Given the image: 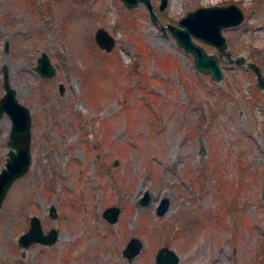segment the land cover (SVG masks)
<instances>
[{"label":"rangeland","instance_id":"374dc122","mask_svg":"<svg viewBox=\"0 0 264 264\" xmlns=\"http://www.w3.org/2000/svg\"><path fill=\"white\" fill-rule=\"evenodd\" d=\"M171 1L149 0V13L118 0H0V96L4 70L28 109L31 157L0 200V264H154L161 246L177 264H264V92L223 57L220 82L198 73L166 29L196 6L233 4L242 19L221 30L225 50L264 77V0ZM97 28L113 38L105 53ZM40 53L48 78L33 67ZM8 128L1 115L0 168ZM144 190L147 207H135ZM160 198L167 209L153 216ZM31 215L40 232L54 228L52 244H16ZM131 236L141 246L127 261Z\"/></svg>","mask_w":264,"mask_h":264},{"label":"water","instance_id":"95a60500","mask_svg":"<svg viewBox=\"0 0 264 264\" xmlns=\"http://www.w3.org/2000/svg\"><path fill=\"white\" fill-rule=\"evenodd\" d=\"M121 2L123 8H134L138 3H141L145 9L150 13L149 0H118ZM159 7H164V0H160ZM241 10L233 4L227 5H209L196 6V8L186 11L183 16H180L175 25H167L176 46L191 55L193 69L198 73L208 75V79L213 82H220L222 72L219 68L220 57H223L225 64H234V66L242 65L252 72L255 77V87L261 92H264V77L261 76L260 70L253 63H249L242 57H229L228 51L225 50L224 37L221 36V30L224 28L238 25L242 19ZM201 41L207 46H210L216 51V54H209L204 52L202 48L193 40ZM93 43H96L98 48L103 52L110 50L114 44L113 38L102 28L94 30ZM34 70L38 77L48 78L54 74L53 66L44 54H39L35 64ZM4 70H2V91L0 96V116H6L9 120L8 135L5 142L6 153L2 160L3 166L0 168V200L4 196L5 190L8 189L14 179L21 177L30 165L29 147V129L30 119L28 118V109L14 99V93L4 79ZM60 90V87H59ZM115 163V162H114ZM148 191L144 190L137 199L135 207H147L149 202ZM264 196V192H262ZM167 199L160 198L154 205L153 216H160L164 214L167 209ZM47 214L50 219L55 217L53 207L47 209ZM118 214V208L108 206L101 212V219L108 223H114L115 216ZM35 215H31L27 220L28 227L17 238L16 244L20 248L25 247L29 243H38L41 245L52 244L56 238V231L54 228L47 230L46 233L40 232L39 222ZM141 244L137 238L129 237L125 246L122 247L121 256L123 259L130 261L139 252ZM175 254L164 246L159 247L154 256V264H177Z\"/></svg>","mask_w":264,"mask_h":264},{"label":"trees","instance_id":"16d2710c","mask_svg":"<svg viewBox=\"0 0 264 264\" xmlns=\"http://www.w3.org/2000/svg\"><path fill=\"white\" fill-rule=\"evenodd\" d=\"M137 50L139 51H136V52H138L139 54H141V56L142 55H144V56H147V54H151V53H149L148 51H145V48L144 47H138L137 48ZM161 67H164V66H161ZM130 91V89L128 88L127 90L125 89L124 91H122V95H127L128 96V92Z\"/></svg>","mask_w":264,"mask_h":264},{"label":"bare ground","instance_id":"6f19581e","mask_svg":"<svg viewBox=\"0 0 264 264\" xmlns=\"http://www.w3.org/2000/svg\"><path fill=\"white\" fill-rule=\"evenodd\" d=\"M175 1H176V0H175ZM175 1H174V0H172V1H171V3H172V4H174V3H175ZM202 1H203V2H205V0H202ZM210 2H211V1H210Z\"/></svg>","mask_w":264,"mask_h":264}]
</instances>
